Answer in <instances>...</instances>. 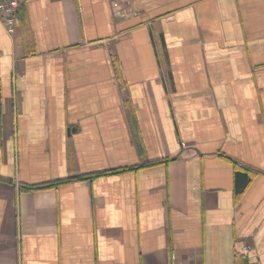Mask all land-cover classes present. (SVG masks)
I'll use <instances>...</instances> for the list:
<instances>
[{
	"label": "crops",
	"instance_id": "0c3cea01",
	"mask_svg": "<svg viewBox=\"0 0 264 264\" xmlns=\"http://www.w3.org/2000/svg\"><path fill=\"white\" fill-rule=\"evenodd\" d=\"M20 7L0 264H264V0Z\"/></svg>",
	"mask_w": 264,
	"mask_h": 264
},
{
	"label": "built area",
	"instance_id": "2783aa9c",
	"mask_svg": "<svg viewBox=\"0 0 264 264\" xmlns=\"http://www.w3.org/2000/svg\"><path fill=\"white\" fill-rule=\"evenodd\" d=\"M22 2L23 0H0V25H2L10 34H13L17 28ZM244 248L246 250L251 249L248 245ZM256 258L257 256L251 255L252 260H255Z\"/></svg>",
	"mask_w": 264,
	"mask_h": 264
},
{
	"label": "trees",
	"instance_id": "16d2710c",
	"mask_svg": "<svg viewBox=\"0 0 264 264\" xmlns=\"http://www.w3.org/2000/svg\"><path fill=\"white\" fill-rule=\"evenodd\" d=\"M245 177H246V176L243 175V174H240V175H239V178H238V179H239V184H240V185H243V184L246 182Z\"/></svg>",
	"mask_w": 264,
	"mask_h": 264
}]
</instances>
